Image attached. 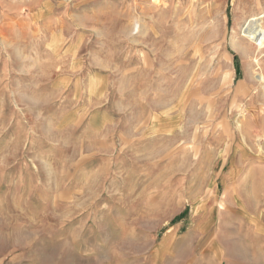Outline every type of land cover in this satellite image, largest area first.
<instances>
[{
  "label": "rangeland",
  "instance_id": "374dc122",
  "mask_svg": "<svg viewBox=\"0 0 264 264\" xmlns=\"http://www.w3.org/2000/svg\"><path fill=\"white\" fill-rule=\"evenodd\" d=\"M263 12L0 0V264H264Z\"/></svg>",
  "mask_w": 264,
  "mask_h": 264
},
{
  "label": "bare ground",
  "instance_id": "6f19581e",
  "mask_svg": "<svg viewBox=\"0 0 264 264\" xmlns=\"http://www.w3.org/2000/svg\"><path fill=\"white\" fill-rule=\"evenodd\" d=\"M263 35H264V12L261 13L260 15L256 16V17H253V18L247 20L245 22V25L241 28L240 33L234 34V36L231 40V43H232V46L234 49L241 52L244 56L249 57V56H252V53L249 52L250 50H248L247 46H245L243 44L242 38H245L252 43H257L258 47H261L260 41H262V39H264ZM4 44H6V41ZM263 54H261L260 56H256V54L253 55L254 64L257 67L261 66L260 65L261 64V58H263V56H264ZM262 62H264V60ZM230 77H231V73L225 74V78L230 79ZM248 78L250 79L251 83H253V84L256 83L258 85H261L263 90H264V72L262 70L258 73V72H255L254 70L249 69ZM240 87H242V85H240ZM263 95H264V92H263ZM240 118L241 117H238V119L235 121V128L237 127L239 132H241L242 127H243V121H241ZM231 136H232V134H231Z\"/></svg>",
  "mask_w": 264,
  "mask_h": 264
},
{
  "label": "crops",
  "instance_id": "0c3cea01",
  "mask_svg": "<svg viewBox=\"0 0 264 264\" xmlns=\"http://www.w3.org/2000/svg\"><path fill=\"white\" fill-rule=\"evenodd\" d=\"M251 112L252 113H259V111H257V110H253V109H251ZM250 114V122H249V124H245L244 123V121H243V127H246V128H248L249 129V131H247L246 129L245 130H243V127H242V130H241V132H240V135H241V139H245V137L247 136V134L249 133V132H251V130H252V128L251 127H253V129H255V128H257V127H262L261 126V124L260 123H255V119H257V115H255V114ZM241 121H242V119H241ZM236 129H237V127H236ZM237 131H238V129H237ZM239 132V131H238ZM238 148H242L241 146H239ZM250 158H252V157H250ZM244 160H246V158H244L243 157V155H240V161L242 162V164L240 165V167H243L244 166V164L246 163V161H244ZM236 170H237V172L239 171V170H241V168H239V167H236L235 168ZM239 172H241V171H239ZM238 172V173H239ZM240 174H242V173H240Z\"/></svg>",
  "mask_w": 264,
  "mask_h": 264
}]
</instances>
